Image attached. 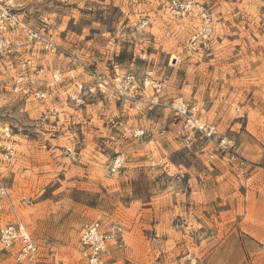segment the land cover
Masks as SVG:
<instances>
[{"label":"rangeland","instance_id":"obj_1","mask_svg":"<svg viewBox=\"0 0 264 264\" xmlns=\"http://www.w3.org/2000/svg\"><path fill=\"white\" fill-rule=\"evenodd\" d=\"M11 1L55 50L19 49L43 99L12 93L0 62L17 145L0 228L22 222L40 264H84L96 221L106 264H264V0Z\"/></svg>","mask_w":264,"mask_h":264},{"label":"built area","instance_id":"obj_2","mask_svg":"<svg viewBox=\"0 0 264 264\" xmlns=\"http://www.w3.org/2000/svg\"><path fill=\"white\" fill-rule=\"evenodd\" d=\"M188 8H184V12ZM20 34L26 40L24 45L17 43V37ZM34 40H37L45 51L55 50L50 39L36 33L27 25L11 0H0V62L4 64L2 67L14 72L10 90L24 99L45 97L37 83L39 81L37 75L41 71L31 72L30 60L26 59L24 53L19 50L22 46L32 44ZM52 81H58L56 75L52 76ZM173 110L182 119L184 130L193 128L200 131L203 129V126L194 119L195 107L190 103L177 99L174 101ZM12 138L9 129L0 126V166L10 164L16 157L17 145ZM119 166L120 163L116 162L115 167ZM6 197L7 193L0 171V200ZM112 238L97 221L84 225L79 237V254L84 264H106L105 256ZM0 245L5 252L11 254L14 264H40L37 243L20 221L0 228Z\"/></svg>","mask_w":264,"mask_h":264}]
</instances>
